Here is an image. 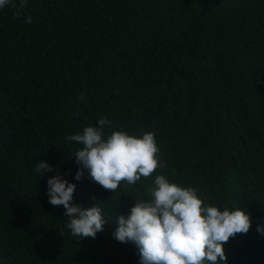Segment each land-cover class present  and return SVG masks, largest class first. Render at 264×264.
Listing matches in <instances>:
<instances>
[{
	"label": "trees",
	"instance_id": "obj_1",
	"mask_svg": "<svg viewBox=\"0 0 264 264\" xmlns=\"http://www.w3.org/2000/svg\"><path fill=\"white\" fill-rule=\"evenodd\" d=\"M16 11L0 9V264H140L113 232L156 175L246 210L252 226L223 246L226 264H264V0H27ZM101 118L105 136L154 133L151 177L112 193L86 170L74 178L82 145L66 137ZM38 161L53 170L38 175ZM57 175L75 185L73 205L101 208L95 238L72 235L49 203Z\"/></svg>",
	"mask_w": 264,
	"mask_h": 264
},
{
	"label": "clouds",
	"instance_id": "obj_2",
	"mask_svg": "<svg viewBox=\"0 0 264 264\" xmlns=\"http://www.w3.org/2000/svg\"><path fill=\"white\" fill-rule=\"evenodd\" d=\"M26 2L19 0L17 6L15 0H0V9L11 6L19 16ZM31 19L27 17L26 22ZM97 124L84 127L82 134L66 137L82 145L74 154L79 166L76 180H81L86 170L93 182L112 193L121 183L134 185L142 177H151L161 166L154 133L135 136L114 130L105 136L110 121L101 118ZM52 170L47 162L38 161V175ZM74 190L75 185L59 175L47 180L49 203L63 205L71 234L95 238L106 223L102 210L94 204L88 208L73 205ZM148 193L149 201H135L127 217L117 218L113 232L119 242L136 246L140 264H226L223 246L237 234H247L252 226L246 210L207 205L194 188L171 183L164 175L155 176ZM256 230L264 235V226L257 225Z\"/></svg>",
	"mask_w": 264,
	"mask_h": 264
}]
</instances>
